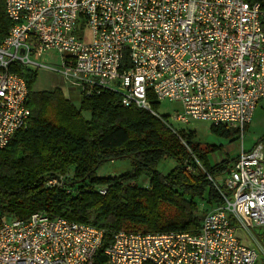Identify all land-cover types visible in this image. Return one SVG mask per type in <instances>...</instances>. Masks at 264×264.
<instances>
[{
    "label": "built area",
    "instance_id": "2783aa9c",
    "mask_svg": "<svg viewBox=\"0 0 264 264\" xmlns=\"http://www.w3.org/2000/svg\"><path fill=\"white\" fill-rule=\"evenodd\" d=\"M12 22L0 43V151L25 128L29 108L18 63L58 72L80 94L107 88L123 106L161 117L147 96L178 102L165 124L192 120L239 130L264 101V5L246 0H4ZM55 52L60 67L40 59ZM208 179L222 203L196 231L113 233L101 264H264L262 144L242 149ZM55 180L49 183H55ZM105 186L98 188L104 194ZM104 230L37 210L0 212V264H95ZM245 240L253 241L251 244Z\"/></svg>",
    "mask_w": 264,
    "mask_h": 264
},
{
    "label": "trees",
    "instance_id": "16d2710c",
    "mask_svg": "<svg viewBox=\"0 0 264 264\" xmlns=\"http://www.w3.org/2000/svg\"><path fill=\"white\" fill-rule=\"evenodd\" d=\"M246 1L264 5V0ZM11 24L0 0V43ZM10 70L26 82L29 117L0 151L1 213L23 218L44 210L102 228L95 260L101 264L114 232L196 231L203 212L222 203L207 177L221 174L231 163L228 158L209 162L207 152L219 146L201 147L192 141L193 131L181 128L185 145L165 124V114L123 106L110 89L81 94L75 106L59 87L33 89L38 69L14 63ZM147 98L156 110L159 102L151 93ZM211 131L231 139L239 133L224 126H211ZM121 158L130 160V171L97 175L103 163ZM166 159L172 164L162 172L159 166ZM101 186L104 194L98 192Z\"/></svg>",
    "mask_w": 264,
    "mask_h": 264
},
{
    "label": "rangeland",
    "instance_id": "374dc122",
    "mask_svg": "<svg viewBox=\"0 0 264 264\" xmlns=\"http://www.w3.org/2000/svg\"><path fill=\"white\" fill-rule=\"evenodd\" d=\"M45 64L54 66L55 68L60 67L59 57L55 52H48L44 54L41 59ZM59 87L62 93L67 97L75 106H78L81 94L79 90L71 87L64 78L56 71H48L43 69H38V77L33 85V89H43L52 87ZM180 105L178 102L169 101L168 99L161 100L156 108V113L158 114H172L176 109H179ZM83 116L88 117L89 113L83 111ZM177 127H184V131H189L194 129L195 136L193 138L194 143H198L201 146L207 145H217L214 151L207 152L209 162L213 164L215 159H219L221 155L229 153L227 156L231 157L240 149V142L244 148L252 145L253 139L264 135V105L257 104L253 112L251 122L249 126L245 129V133L242 138L238 137L236 139H229L211 131V125L208 122L200 120H192L186 124H175ZM172 161L169 159L163 160L159 168L162 172H166L169 167H171ZM130 171V160L128 158L116 159L113 161H107L103 163L97 170V175L99 176H112L120 173ZM200 208L203 205L198 206V210L195 213H200ZM203 210V209H202ZM255 232L264 233V227L255 228ZM246 243H253V241L245 240Z\"/></svg>",
    "mask_w": 264,
    "mask_h": 264
},
{
    "label": "crops",
    "instance_id": "0c3cea01",
    "mask_svg": "<svg viewBox=\"0 0 264 264\" xmlns=\"http://www.w3.org/2000/svg\"><path fill=\"white\" fill-rule=\"evenodd\" d=\"M53 87H55V86H53ZM52 87V88H53ZM43 89H45V88H43ZM46 89H49V88H46ZM61 89V88H60ZM38 90H42V89H38ZM62 91V90H61ZM260 103V105L262 106V105H264V101H259L258 102V104ZM255 110V109H254ZM253 115V114H252ZM251 122V121H250ZM250 124V123H249ZM249 124L246 126V128L249 126ZM184 128V127H183ZM191 131H193L194 132V136H195V130L194 129H192ZM244 133H245V131H244ZM229 139H231V138H229ZM233 140V139H232ZM258 142H260L261 144H262V153H264V135H261V136H259V137H256L255 139H253V143H252V145L251 146H249V147H247V148H244V146L242 145V149L245 151H247V150H250L251 148H253V146L256 144V143H258ZM201 147H203V146H201ZM241 147V146H240ZM239 153H240V149H239V151L238 152H236L234 155H231V157H229V156H227L229 153H226L225 155L223 154V155H221L220 157H219V159H215L214 161H213V163H217V162H220L221 160H223V159H225V158H228V159H230V162H232L234 159H236V157L239 155ZM261 167H262V169H264V160H262V162H261Z\"/></svg>",
    "mask_w": 264,
    "mask_h": 264
}]
</instances>
